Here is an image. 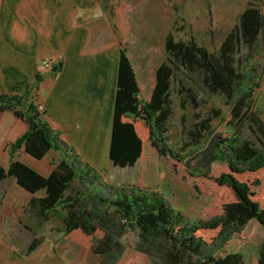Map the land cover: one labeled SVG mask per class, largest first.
Instances as JSON below:
<instances>
[{"label":"trees","instance_id":"obj_1","mask_svg":"<svg viewBox=\"0 0 264 264\" xmlns=\"http://www.w3.org/2000/svg\"><path fill=\"white\" fill-rule=\"evenodd\" d=\"M115 27L122 33L119 47L116 90L111 121L108 159L110 165L122 168L141 165L146 151L163 157L172 171L196 191L207 186L208 205L205 216H189L175 208L157 188L142 184L141 176L133 184L113 186L105 197L95 189L94 198L84 196L73 185L75 178L91 185L100 172L77 154L58 130L54 129L37 107L28 85L22 91H0V110L9 109L28 124L27 129L9 142L10 161L0 164V179L14 176L25 189L41 196H32L31 207L47 217L57 206L64 211L63 234L90 248L94 253L114 250L116 264H138L125 260V244L119 235L126 226L137 229L139 244L145 251L154 246L162 264H254L241 251L211 255L208 248L228 228H240L256 219L264 229V145L255 148L248 140L234 144L211 131L215 139L200 147L203 161L188 160L183 149L168 143L166 122L171 112L170 89L180 83L182 72H199L206 87L222 93L232 103L231 115L255 123L264 138V122L252 111V95L258 81L252 82L242 73V60L237 53L250 46L261 35L264 38V15L255 0H250L239 13L216 50H209L194 37L176 38L168 30L164 46L167 57L148 77V90L137 81L134 65L124 46L129 24L126 10L111 5ZM250 70H254L251 65ZM35 81L39 74H34ZM205 127V123H201ZM196 144L200 135L195 134ZM195 140V139H194ZM49 148L58 149L61 158L48 174H42L16 157L23 149L34 158H41ZM70 189L69 192H67ZM107 203L108 208H99ZM33 239L28 250L36 245ZM256 264H264V237L260 242Z\"/></svg>","mask_w":264,"mask_h":264},{"label":"rangeland","instance_id":"obj_2","mask_svg":"<svg viewBox=\"0 0 264 264\" xmlns=\"http://www.w3.org/2000/svg\"><path fill=\"white\" fill-rule=\"evenodd\" d=\"M108 1L111 5L117 4L126 10L130 27L124 46L135 63L137 77L142 81L148 74H153L156 65L168 55L164 46L167 30H171L176 38L194 37L209 50H216L250 0ZM255 2L264 14V0ZM119 32L121 41L122 33L120 30ZM142 52H147L148 55L139 57ZM237 57L242 60L239 65L241 72L248 73L252 82L258 81L252 95V111L264 122V38L260 35L252 45L243 46ZM251 65L253 71L249 69ZM180 77L182 81L172 84L169 93L171 112L166 122V137L168 143L183 149L188 160L195 164L203 161L200 147H204L203 143H206L208 138L215 139L214 134H211L215 127H218L216 133L234 144L248 140L255 148L263 147L264 138L257 125L248 118L236 120L231 115L232 103L222 93L210 91L204 84L201 73L183 71ZM200 122L205 123V127L201 126ZM196 133L200 135L198 144L195 142ZM105 155L103 153L99 157L100 167L104 166ZM94 168L98 170L95 166ZM42 169L45 170V166ZM139 175L143 185L160 190L175 208L185 214L207 215L208 212L204 208L208 205V187L203 186L201 190L196 191L185 184L163 157L152 149L146 151L141 165L125 168L109 165L107 173L100 172V178L95 185L84 184L78 178H75L73 185L80 188L84 196L89 198H94L95 189L99 187L101 196L105 197L113 190V186L120 183L133 184ZM69 191L70 189L67 192ZM99 208L113 209L111 206L107 207V203L99 204ZM50 215L51 222L56 227L53 233L56 241L50 240L40 249L11 250L6 236H3L0 240V264L117 263L114 250L94 253L90 248L65 237L61 233L64 211L60 206L51 210ZM263 237L262 225L256 219H250L238 229L228 228L207 252L211 255H221L229 251H241L245 258L256 264L255 259ZM119 239L126 246L123 257L125 260L129 259L138 264H162L154 246L145 251L144 242L142 246L138 245L140 240L137 229L126 226Z\"/></svg>","mask_w":264,"mask_h":264},{"label":"crops","instance_id":"obj_3","mask_svg":"<svg viewBox=\"0 0 264 264\" xmlns=\"http://www.w3.org/2000/svg\"><path fill=\"white\" fill-rule=\"evenodd\" d=\"M119 47L120 32L108 0H0V91H22L28 85L49 124L77 154L106 173ZM147 55L142 52L139 57ZM35 73L40 77L37 82ZM152 75L142 81L137 77L144 91ZM27 127L11 110H0L3 167L10 161L9 142ZM103 153L105 162L100 167ZM61 156L55 148L36 160L23 149L16 155L42 174H48ZM44 192L25 189L14 176L0 179V240L6 236L9 249L28 250L33 239L37 242L32 249L56 241L51 210L43 217L30 206L32 196Z\"/></svg>","mask_w":264,"mask_h":264},{"label":"built area","instance_id":"obj_4","mask_svg":"<svg viewBox=\"0 0 264 264\" xmlns=\"http://www.w3.org/2000/svg\"><path fill=\"white\" fill-rule=\"evenodd\" d=\"M44 63H45V65H47V66L50 64L49 61H45Z\"/></svg>","mask_w":264,"mask_h":264}]
</instances>
